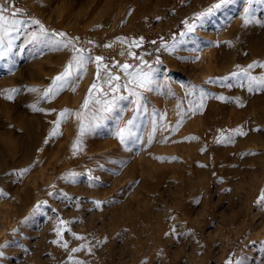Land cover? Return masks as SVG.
I'll return each mask as SVG.
<instances>
[{
  "label": "rangeland",
  "instance_id": "obj_1",
  "mask_svg": "<svg viewBox=\"0 0 264 264\" xmlns=\"http://www.w3.org/2000/svg\"><path fill=\"white\" fill-rule=\"evenodd\" d=\"M218 2L0 0L6 18L21 10L0 40V264H264V200H248L249 179L264 175L249 149L264 136V87L249 91V73L230 67L224 93L219 71L233 41L221 34L245 18L241 61L264 67V0H232L181 36ZM77 48L85 71L44 98ZM250 48L261 56L246 61ZM137 72H150L147 88Z\"/></svg>",
  "mask_w": 264,
  "mask_h": 264
},
{
  "label": "snow or ice",
  "instance_id": "obj_2",
  "mask_svg": "<svg viewBox=\"0 0 264 264\" xmlns=\"http://www.w3.org/2000/svg\"><path fill=\"white\" fill-rule=\"evenodd\" d=\"M232 0H219L218 3L213 4L212 6H210L207 10L202 11L200 13H197L194 17H193V22L189 23L187 20H185L183 23L185 24V28L186 31L181 33V36L187 35L188 33H192L195 31L196 27L198 24L202 23L207 17L211 16L217 9L221 8L222 6L231 3ZM7 11V9L5 8V6L3 4H0V40L3 39L4 36L8 35L12 29L15 27L16 24L19 23L18 20L16 19H12L11 17H15L19 14V12L21 10L16 9L15 11H13L11 13V17L6 18L4 13ZM247 12V9L245 10ZM35 23H39V21H35ZM245 25H247L248 23H250V20L248 18H245L244 20ZM43 31V30H42ZM61 36H63L64 34L61 33ZM68 43H71V41H69ZM64 47H67V44L63 45ZM110 46V45H109ZM174 47V45H173ZM75 52L77 53L75 56H73L67 63L66 67L64 68L63 72H61L59 75H57L52 82V86L47 88L44 92H43V97L44 98H54L56 95H58L61 91H63L64 89L73 86L75 84L76 79H79L81 77V75L83 74V72L85 71V66L86 63L89 60V57L85 56L83 54V50L82 49H74ZM0 55H2V53H0ZM102 57H95V62H100L102 61ZM99 63H98V70H97V79H99ZM253 67V65H249V68ZM128 69V65H124L123 66V70L125 72H127ZM129 75H133L131 73H129ZM233 75H236L235 73H233ZM245 75H247V73H245ZM113 79H119V77H113L111 74H108V78L107 81L108 83H110ZM134 79L137 83V86L140 88H147L150 83H151V76H150V72L149 73H145V72H137L134 75ZM249 91H252V85L255 84L257 87H264V77H261L259 79H257L256 77H252L249 76ZM93 89H98V85L96 83H93L89 89V96L93 95ZM113 91H116V89H112ZM13 92H15V89L12 90ZM33 92L38 91L37 89H32ZM72 91H75V87H72ZM137 96L139 95L138 93H135ZM13 97L11 95L7 96V99H12ZM114 99H116L114 97ZM119 99H127V97H119ZM220 99H223V97H220ZM95 104H100L101 101L99 99H95L93 101ZM105 103V107L103 108V112H109L112 110L113 108V104L108 103V102H104ZM89 104H90V100L88 98H86L83 102V109L88 110L89 109ZM202 106V105H201ZM33 110L34 111H39L40 109L36 108L35 105H33ZM72 115L71 111L68 109H64L63 111H61L59 113V117L60 119H58L55 123H56V129L59 128L61 120L67 119L68 117H70ZM78 116L81 115L80 113L77 114ZM90 123L91 121H95L97 119V113L96 112H91L90 113ZM132 123V121H129L128 124L130 125ZM128 129H120L119 131H117L116 136L119 138L120 142L123 144L125 142V132ZM85 131V125L83 123H81V127H80V133L81 135H83ZM57 131L54 130L52 135H56ZM239 134L243 135L244 133L240 132ZM219 142V141H218ZM77 143H79V138ZM76 147V145H74V148ZM261 200H264V195L261 196L260 198ZM66 246V245H65ZM0 255H3V253H0Z\"/></svg>",
  "mask_w": 264,
  "mask_h": 264
},
{
  "label": "bare ground",
  "instance_id": "obj_3",
  "mask_svg": "<svg viewBox=\"0 0 264 264\" xmlns=\"http://www.w3.org/2000/svg\"><path fill=\"white\" fill-rule=\"evenodd\" d=\"M214 1V0H213ZM208 2V1H207ZM209 3V2H208ZM175 4V3H174ZM207 4V3H206ZM228 6V5H227ZM208 7V6H207ZM223 7H226V5L225 6H223ZM222 7V8H223ZM206 8V7H205ZM224 9V8H223ZM229 9V8H228ZM230 9H234V8H230ZM227 10V9H226ZM224 11V10H223ZM226 12V11H225ZM225 12H223V16L225 15ZM228 12V11H227ZM230 13V12H229ZM227 14V13H226ZM251 16V15H250ZM216 18V17H215ZM219 18V17H218ZM217 18V19H218ZM217 19H215V20H217ZM219 20V19H218ZM218 20H217V23H218ZM252 25V24H251ZM227 27L228 26H230L229 24L228 25H226ZM253 29H254V27H253ZM252 29V30H253ZM253 32V31H252ZM249 33H250V30H249V28L247 27V25H245V23H244V21H241V20H239V21H236V24H233V25H231L228 29H227V32L225 31L224 33H222L221 34V36H224V37H227V36H230V37H232V42H225V45L223 46L224 47V49H222L221 51H220V53H219V56H220V59H221V62H220V64H219V71H220V73L221 74H223V75H221L222 76V78H221V86H222V89H223V91H224V89H226V83H227V80H228V76H229V73H228V70H229V68L230 67H233L232 69H233V72L236 74V76L237 77H239V78H241L242 76H245V73H249V75L250 76H252V77H257V79H258V77L260 78V77H264V67H262V66H260L259 68H257L256 69V67H255V64L254 63H248V62H242L241 61V59H242V47H244V50H245V46H246V43H247V40H248V37H250L249 36ZM252 37H254L253 36V34L251 35ZM228 38V37H227ZM250 39V38H249ZM251 41V40H250ZM252 42V41H251ZM250 42V43H251ZM257 48V47H256ZM255 48V49H256ZM221 49V48H220ZM251 49V48H250ZM205 53V52H204ZM215 54H217V53H215ZM248 54V53H247ZM263 54V53H262ZM261 56L260 54H258L256 51H253V49H251V51H250V53H249V56H247L245 59H246V61L250 58V57H254V56ZM264 57V56H263ZM211 59H214V58H211ZM253 59V58H252ZM203 60V59H202ZM219 60V59H218ZM263 62H264V59H263ZM249 65H253V67H251V68H249ZM217 71V70H216ZM218 74H219V72H217ZM211 77V76H210ZM219 77V76H218ZM248 83H249V81H248ZM255 84H253L252 86H254ZM229 91V90H228ZM220 92H222V91H220ZM247 92V91H246ZM224 93H225V91H224ZM229 94V93H228ZM220 95V94H219ZM205 101V100H204ZM225 101H226V99H225ZM204 103H206V101L204 102ZM175 105V104H174ZM173 105V106H174ZM217 105H218V103H217ZM212 106V105H211ZM203 107V106H202ZM201 107V108H202ZM207 108V107H206ZM212 108V107H211ZM208 111H209V109H208ZM173 115V114H172ZM172 115H170V118H171V116ZM168 117V116H167ZM204 118V117H203ZM201 119V118H200ZM199 119V120H200ZM208 119V118H207ZM215 121V120H214ZM203 122V121H202ZM201 122V123H202ZM208 122H210V121H208ZM196 124L197 123H195V121L192 123V129H194V131L193 132H195V131H198L199 132V129H198V127L196 126ZM199 124V123H198ZM202 129V128H201ZM192 132V133H193ZM201 133H202V131H200ZM195 134V133H194ZM200 136V135H199ZM262 136H263V133L261 134V135H259V139H260V141H254V143H252V142H249V143H251L250 144V147H249V149H251L250 151L252 152L253 150H258L259 151V156H261V158L263 159L262 160V169H263V171H264V136H263V138H262ZM252 141V140H251ZM197 148H198V146H197ZM212 148V147H211ZM213 149V148H212ZM211 149V150H212ZM247 149V148H246ZM245 149V150H246ZM194 153H196V151H194ZM209 153V152H208ZM211 153V152H210ZM249 153V152H248ZM208 155V154H207ZM229 156V155H228ZM230 157V156H229ZM190 158V157H189ZM218 158V157H217ZM249 158V157H248ZM188 159V158H187ZM200 159V158H199ZM209 164H210V166L212 167V171L215 169V159H214V157L213 156H210L209 158ZM229 159V158H228ZM206 160H207V158H206ZM228 161V160H227ZM229 161H231V160H229ZM190 162V161H189ZM194 164V163H193ZM191 165V164H190ZM218 166V165H217ZM249 166V165H248ZM204 169V168H203ZM217 169H218V167H217ZM219 170H220V168H219ZM200 171H201V169H194V172L195 173H200ZM246 171V170H245ZM220 173V172H219ZM218 173V174H219ZM188 174V173H187ZM190 176V175H189ZM196 177V176H195ZM217 177V176H216ZM109 178V177H108ZM195 180V179H194ZM209 182V181H208ZM249 183L253 186V188L251 187L250 189H249V191H248V200H249V202H250V204H251V206H252V203H253V201L254 200H256V199H259V198H261V196L263 195L262 194V188H263V186H264V175H260V176H257V178L255 177V178H250L249 179ZM208 184V183H207ZM263 193H264V191H263ZM107 200L110 202L111 200H109L108 198H107ZM107 200H104V201H107ZM108 203V202H107ZM111 205H109V207H110ZM218 206V205H217ZM112 208V207H111ZM221 209V208H220ZM109 210V209H108ZM107 210V211H108ZM222 210V209H221ZM106 211V210H105ZM106 211V212H107ZM110 211H112V210H109V212ZM224 211V210H223ZM109 212H107L106 214H108ZM113 212H114V210H113ZM219 212V211H218ZM111 213V215H112V212H110ZM220 213V212H219ZM221 214V213H220ZM226 215V214H225ZM249 213H247V216H246V221L245 222H247V219H249ZM115 216H117V214H115ZM114 216V217H115ZM118 216H120V215H118ZM112 217H113V215H112ZM135 219H137V218H134L133 220L135 221ZM112 220V219H111ZM113 220L115 221L116 220V217L115 218H113ZM118 220V219H117ZM118 222V221H117ZM118 224V223H117ZM249 224V223H248ZM263 224H264V222H263ZM115 225H116V222H115ZM245 226H246V224H243V227L245 228ZM114 228V227H113ZM264 228V227H263ZM256 230V229H255ZM259 230V229H258ZM263 230V229H262ZM110 231V230H109ZM115 231H117V229H115ZM114 231V232H115ZM261 232V231H260ZM112 233V232H111ZM111 235V234H110ZM109 235V236H110ZM116 235V234H115ZM259 235V234H258ZM113 237V236H112ZM253 238V237H252ZM259 238V237H258ZM262 239V238H261ZM112 241H113V239H112ZM115 242V241H114ZM110 244V243H109ZM112 244H113V242H112ZM111 244V245H112ZM111 245H110V248H111ZM114 245H116V244H114ZM259 245V244H258ZM103 246V245H102ZM108 246V245H107ZM113 246V245H112ZM255 246V245H254ZM105 247V246H104ZM114 247V246H113ZM262 247V246H261ZM115 248H116V246H115ZM102 249H103V247H102ZM117 249V248H116ZM115 249V250H116ZM262 249V248H261ZM104 250V249H103ZM114 250V249H113ZM110 251H111V249H110ZM258 251V250H257ZM115 252V251H114ZM256 252V251H255ZM258 253V252H257ZM117 255V254H116ZM124 255V254H123ZM126 256V255H125ZM101 257V256H100ZM102 259V258H101ZM120 259V258H119ZM250 259V258H249ZM237 260V259H236ZM99 261V260H98ZM103 261V260H102ZM110 261V260H109ZM248 261V260H247ZM251 261V260H250ZM117 262V261H116ZM120 262V261H119ZM118 262V263H119ZM252 262V261H251ZM241 264V263H240Z\"/></svg>",
  "mask_w": 264,
  "mask_h": 264
}]
</instances>
